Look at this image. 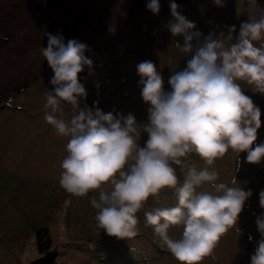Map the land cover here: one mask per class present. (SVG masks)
Returning <instances> with one entry per match:
<instances>
[{
	"label": "rangeland",
	"instance_id": "1",
	"mask_svg": "<svg viewBox=\"0 0 264 264\" xmlns=\"http://www.w3.org/2000/svg\"><path fill=\"white\" fill-rule=\"evenodd\" d=\"M150 0H0V98L17 84L28 86L7 98L0 107V264H29L55 252L52 264H179L152 226L146 225L144 213L157 207L177 204L174 189H163L150 197L137 213V234L119 239L96 227V211L91 199L98 192L77 197L60 187V165L67 155L68 138L57 135L45 120V92L51 91L54 73L42 55L47 47L46 33L61 34L65 43L76 39L88 45L86 55L93 60V74L80 73L87 97L81 107L98 106L105 114L132 113L138 124L147 122L148 107L141 96V77L137 65L152 61L170 91L171 69L183 70L187 55L175 44L182 36L168 30L172 19L170 0H159L158 15L147 10ZM180 13L207 35L220 26L248 21V0H224L219 7L213 0H174ZM264 9V0H257ZM264 46V40L254 42ZM37 76V77H36ZM36 77V79H34ZM240 83L261 110V127L253 144H264V94L253 92L246 81ZM98 102V105L95 103ZM58 118L69 120L75 113L62 103ZM147 134L140 129L137 143L143 146ZM246 152L231 150L209 166L218 173L215 183L249 189L237 224L221 237L212 256L202 264H251L260 234L256 217L264 213L259 193L264 190V160L246 161ZM198 170L205 167L196 154L185 161ZM181 186L186 169L173 165ZM235 179V183L233 180ZM198 192L213 193L205 183ZM44 228L50 244L38 248L35 230ZM183 226H172L170 238L180 239ZM253 238L249 240V236Z\"/></svg>",
	"mask_w": 264,
	"mask_h": 264
},
{
	"label": "clouds",
	"instance_id": "2",
	"mask_svg": "<svg viewBox=\"0 0 264 264\" xmlns=\"http://www.w3.org/2000/svg\"><path fill=\"white\" fill-rule=\"evenodd\" d=\"M213 2L224 6V0ZM146 8L158 15L161 5L150 0ZM170 9L168 30L183 37V44L177 42L175 48L188 59L179 71L169 59L170 91L152 61L137 65L141 96L149 105L146 123L138 124L132 113L105 114L98 106L81 107L87 92L80 73L87 68L93 74V60L86 55L90 49L76 39L65 43L59 33H46L48 44L41 49L54 73L53 89L45 92L44 107L50 110L45 120L57 135L68 138L60 187L77 197L98 192V199H91L98 229L119 239L134 237L137 213L149 198L174 189L177 204L146 211V225L152 226L179 264H202L237 224L252 195L250 189L215 183L218 173L209 166L229 150L237 155L246 152L251 164L264 160V144L253 148L261 110L237 82L246 81L253 92L264 94V46L254 44L264 40V9L257 0H248L249 19L240 24L238 33L235 25H224L207 35L180 13L174 0ZM62 103L71 105L75 113L69 120L56 115L62 113ZM141 128L147 134L143 146L137 143ZM192 154L203 160V169L185 163ZM173 165L186 169L179 187ZM205 183L211 184L213 193L197 191ZM259 204L264 209V190ZM255 223L261 238L251 264H264V213ZM177 225L183 226V232L174 240L168 230Z\"/></svg>",
	"mask_w": 264,
	"mask_h": 264
},
{
	"label": "trees",
	"instance_id": "3",
	"mask_svg": "<svg viewBox=\"0 0 264 264\" xmlns=\"http://www.w3.org/2000/svg\"><path fill=\"white\" fill-rule=\"evenodd\" d=\"M36 77L34 79H36ZM29 82L19 84V85L17 84L16 86H14V89L11 90L8 94H6L5 96L2 95L0 98V107L3 105L4 102H6V100L9 96L15 95V94L19 93L21 91V89H24L25 87H27ZM34 235H35V240L37 242L38 248L43 250L44 247L49 246L50 238L48 236V232L46 229H44V228L36 229Z\"/></svg>",
	"mask_w": 264,
	"mask_h": 264
},
{
	"label": "water",
	"instance_id": "4",
	"mask_svg": "<svg viewBox=\"0 0 264 264\" xmlns=\"http://www.w3.org/2000/svg\"><path fill=\"white\" fill-rule=\"evenodd\" d=\"M55 255V252H48L44 256L31 261L29 264H52L55 259Z\"/></svg>",
	"mask_w": 264,
	"mask_h": 264
}]
</instances>
